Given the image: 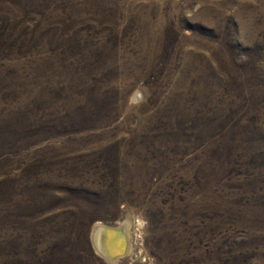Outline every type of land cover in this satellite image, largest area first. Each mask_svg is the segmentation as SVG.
I'll return each mask as SVG.
<instances>
[{
	"label": "rangeland",
	"instance_id": "374dc122",
	"mask_svg": "<svg viewBox=\"0 0 264 264\" xmlns=\"http://www.w3.org/2000/svg\"><path fill=\"white\" fill-rule=\"evenodd\" d=\"M0 264H264V0H0Z\"/></svg>",
	"mask_w": 264,
	"mask_h": 264
},
{
	"label": "bare ground",
	"instance_id": "6f19581e",
	"mask_svg": "<svg viewBox=\"0 0 264 264\" xmlns=\"http://www.w3.org/2000/svg\"><path fill=\"white\" fill-rule=\"evenodd\" d=\"M101 228L118 229V228H123V226L114 227V226H108L104 224H98L94 228L93 234H94V243H95L96 251L101 255L103 259H106L107 261L109 262L116 261L119 258H115L114 260H112V258H114L115 255L119 254L118 241L116 240V238L113 236L112 233L106 230H101ZM123 233L125 234V239L127 242L126 253H125L126 255L129 250V238L127 235V230L125 231L124 229Z\"/></svg>",
	"mask_w": 264,
	"mask_h": 264
},
{
	"label": "water",
	"instance_id": "95a60500",
	"mask_svg": "<svg viewBox=\"0 0 264 264\" xmlns=\"http://www.w3.org/2000/svg\"><path fill=\"white\" fill-rule=\"evenodd\" d=\"M101 230H106V231L112 233L113 236L118 241L119 254L115 255V257L112 258V260H114L115 258L123 257L125 255V253H126V246H127V242H126V239H125V234L123 233L124 232V228H118V229L101 228Z\"/></svg>",
	"mask_w": 264,
	"mask_h": 264
}]
</instances>
